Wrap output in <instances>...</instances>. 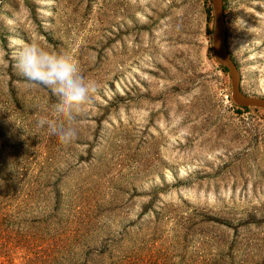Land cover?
<instances>
[{"label":"rangeland","instance_id":"1","mask_svg":"<svg viewBox=\"0 0 264 264\" xmlns=\"http://www.w3.org/2000/svg\"><path fill=\"white\" fill-rule=\"evenodd\" d=\"M208 4L0 0V264H264V108ZM223 15L264 96V0Z\"/></svg>","mask_w":264,"mask_h":264},{"label":"water","instance_id":"2","mask_svg":"<svg viewBox=\"0 0 264 264\" xmlns=\"http://www.w3.org/2000/svg\"><path fill=\"white\" fill-rule=\"evenodd\" d=\"M213 16L211 32V51L217 63L225 67L229 74L230 97L239 106L264 108V96L251 95L240 88L239 71L225 43V22L222 0H210Z\"/></svg>","mask_w":264,"mask_h":264},{"label":"trees","instance_id":"3","mask_svg":"<svg viewBox=\"0 0 264 264\" xmlns=\"http://www.w3.org/2000/svg\"><path fill=\"white\" fill-rule=\"evenodd\" d=\"M203 6V4H202ZM222 9H223V0H222ZM210 11H211V7L210 5H206V7L204 8V12L205 14L208 16L210 14ZM226 34V33H225ZM222 70H226L225 67L221 66V65H218Z\"/></svg>","mask_w":264,"mask_h":264}]
</instances>
